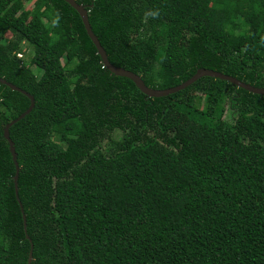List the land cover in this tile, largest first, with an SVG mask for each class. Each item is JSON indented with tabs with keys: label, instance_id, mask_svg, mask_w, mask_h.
Segmentation results:
<instances>
[{
	"label": "trees",
	"instance_id": "1",
	"mask_svg": "<svg viewBox=\"0 0 264 264\" xmlns=\"http://www.w3.org/2000/svg\"><path fill=\"white\" fill-rule=\"evenodd\" d=\"M76 2L147 86L264 87V0ZM0 77L34 98L17 199L30 100L0 83V264H264V95L149 97L65 0H0Z\"/></svg>",
	"mask_w": 264,
	"mask_h": 264
},
{
	"label": "water",
	"instance_id": "2",
	"mask_svg": "<svg viewBox=\"0 0 264 264\" xmlns=\"http://www.w3.org/2000/svg\"><path fill=\"white\" fill-rule=\"evenodd\" d=\"M65 1L67 3H69L78 12V14H79V16L83 22L84 28H85L88 36L90 37L91 41L95 45V47L97 49V53L100 55L102 62L106 66V68L110 72H112L113 74H115L117 76H124V77L131 79L134 82V84L136 85V87L142 93L146 94L149 97H160V96H165L167 94L175 93L179 90H182L186 86L190 85L191 83H193L194 81H196L198 78H200L202 76H211V77L224 79V80H227L230 83L234 84L235 86L241 87V88H243L249 92L264 95V87H257V86L250 84V83L244 82V81H242V80H240V79H238L232 75H228V74H225L223 72L204 68V67L198 68L192 76H190L185 81H183L180 84L175 85L173 87L158 89V88H153V87L147 86L144 83L143 79L138 74H136V73H134L128 69H125L123 67L116 66L109 61L105 50L103 49L102 45L99 42V39L97 38V36L94 34V32L91 29L86 8L83 5L77 3L76 0H65ZM0 83H3L5 85L9 86L13 90H16V91L23 93L30 100L29 106L22 113H20L16 118H14V119L10 120L8 123H6V125L3 128V136L8 142V148H9V151L11 153L12 160H13L14 166H15V173L13 176V181H14L15 194H16V197L18 199V196H17V178H18V172H19V165H18V162L16 159V152H15L14 143L10 139V136H9V127L12 124H14L15 122H17L19 119L23 118L24 115H26L27 113H29L31 111V109L34 105V98L29 92H27L24 89L16 86L13 83L7 81L3 77H0ZM19 204H20V202H19ZM20 208H21V211L23 212L21 204H20ZM23 221L25 223L24 214H23ZM31 258H32V255H31V250H30L29 255H28V264H30Z\"/></svg>",
	"mask_w": 264,
	"mask_h": 264
},
{
	"label": "rangeland",
	"instance_id": "3",
	"mask_svg": "<svg viewBox=\"0 0 264 264\" xmlns=\"http://www.w3.org/2000/svg\"><path fill=\"white\" fill-rule=\"evenodd\" d=\"M26 7L27 8H29V7H31V4L30 3H28V4H26ZM7 35H9V34H7ZM23 47L25 48V50L27 51V58H26V60H27V62L30 60V58H31V55H32V52H33V49H32V47L31 46H26V44H23ZM32 70H33V72H35L36 74L37 73H40V70H39V68L38 67H36L35 65H31V67H30ZM229 117V115H227V113H226V118H228ZM229 121V120H228Z\"/></svg>",
	"mask_w": 264,
	"mask_h": 264
},
{
	"label": "clouds",
	"instance_id": "4",
	"mask_svg": "<svg viewBox=\"0 0 264 264\" xmlns=\"http://www.w3.org/2000/svg\"><path fill=\"white\" fill-rule=\"evenodd\" d=\"M150 14H151V16H153V17H157V16L159 15V11H158V10H156V11H152Z\"/></svg>",
	"mask_w": 264,
	"mask_h": 264
},
{
	"label": "built area",
	"instance_id": "5",
	"mask_svg": "<svg viewBox=\"0 0 264 264\" xmlns=\"http://www.w3.org/2000/svg\"><path fill=\"white\" fill-rule=\"evenodd\" d=\"M19 56H21L22 54L21 53H18Z\"/></svg>",
	"mask_w": 264,
	"mask_h": 264
}]
</instances>
